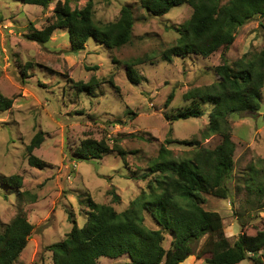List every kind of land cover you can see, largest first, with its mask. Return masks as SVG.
Segmentation results:
<instances>
[{"label":"rangeland","instance_id":"374dc122","mask_svg":"<svg viewBox=\"0 0 264 264\" xmlns=\"http://www.w3.org/2000/svg\"><path fill=\"white\" fill-rule=\"evenodd\" d=\"M89 1L94 20L101 23L117 21L121 9L130 6L136 19L133 42L109 50L91 39L75 53L69 32L58 29L49 43L40 45L25 38L29 25L43 29L57 3L65 0H56L47 9L21 0H0V93L13 102L8 110H0V233L20 212L33 226L15 264H54L49 246L63 241L74 225L86 223L90 201L125 211L155 177L150 167L162 147L175 159H183L197 148H215L221 142L218 135H204L214 109L210 104L201 105L205 113L201 118L170 119L192 106L185 100L189 91L219 81L215 69L223 63L222 49L209 58L187 55L166 61L162 57L176 44L177 29L191 18L193 8L185 4L153 17L142 8L141 0H72L70 5L82 10ZM263 48L264 19L257 17L238 28L235 43L225 54L235 67L237 61L250 59ZM138 59L146 63L136 66L141 82L135 85L127 78L125 64ZM93 78L102 84L92 94L77 93L74 82ZM259 104L255 113L229 118L236 144L234 170L227 182L230 198L203 195V208L221 215L232 243L242 233L254 237L264 230V200L256 204L257 197L249 194L241 180L250 165L264 159V87ZM39 131L45 133V140L34 155L51 166L43 170L28 164L26 152ZM88 139L105 140L110 148L117 141L128 153L127 163L116 152L100 159H77L75 151ZM167 139L173 143L166 144ZM183 141L196 145H183ZM14 175L23 178L19 191L29 195L21 197L15 188L3 185L4 178ZM113 193L120 202L113 200ZM146 225L160 228L149 215ZM165 237L164 248L169 250L173 239L167 233ZM205 241L206 237L181 264H208L209 255L197 257ZM98 262L130 264V259L124 255ZM240 264L253 262L247 259Z\"/></svg>","mask_w":264,"mask_h":264},{"label":"trees","instance_id":"16d2710c","mask_svg":"<svg viewBox=\"0 0 264 264\" xmlns=\"http://www.w3.org/2000/svg\"><path fill=\"white\" fill-rule=\"evenodd\" d=\"M21 1L25 5L47 9L56 0ZM71 1L58 2L49 24L43 29L30 24V33L25 38L46 45L56 30L66 29L75 53L84 50L91 39L109 50L133 42L136 19L130 6L121 9L117 21L101 23L94 20L92 1L82 10L72 9ZM140 4L153 17H162L185 4L193 8L191 18L177 29L180 37L176 44L162 53L164 60L172 61L187 55L209 58L221 49L224 51L223 63L215 69L219 81L189 91L185 100L191 101L192 106L170 117L173 121L201 118L205 115L201 105L210 104L214 109L204 135H218L221 142L215 148H197L190 157L183 159H175L170 150L162 147L150 167L155 177L146 190L121 213L110 205L90 201L86 223L82 227L74 225L63 241L49 246L53 262L99 264L103 257L117 259L127 255L130 264H181L196 253L195 246L206 237L197 257L209 255L208 264H240L247 259L253 264H264V230L254 237L242 233L232 243L225 235L221 215L202 206L206 203L203 195L220 199H229L231 195L227 182L234 170L236 144L232 140L230 116L255 113L260 109L264 87V48L250 59H240L235 67L229 64L225 53L235 43L238 28L257 17L264 19V0H141ZM2 55L0 42V57ZM145 63L142 59L126 62L127 78L132 84H140L136 66ZM100 84L93 78L87 83L74 82V88L79 94H92ZM172 99L173 95L167 104ZM12 103L0 93L1 111L8 110ZM44 140L45 133L37 132L26 150L28 164L40 170L51 167L34 155ZM172 143L170 139L166 140V144ZM180 143L196 145L195 141ZM111 152H116L123 163H127L128 153L117 141L110 148L105 140L88 139L77 148L75 155L79 160L88 161ZM245 175L241 179L244 187L250 195L257 197L255 203L260 204L264 200V159L250 165ZM3 185L15 188L21 197L29 195L19 191L23 186V178L19 175L4 178ZM237 191L241 192L240 184ZM113 198L120 202L117 194L113 193ZM146 215L160 228L150 229L146 225ZM32 231L33 226L26 216L18 213L0 233V264L18 261ZM165 233L173 239L169 250L164 248Z\"/></svg>","mask_w":264,"mask_h":264}]
</instances>
